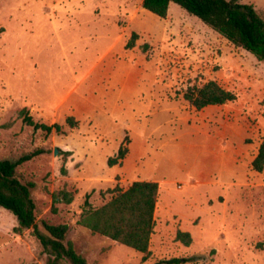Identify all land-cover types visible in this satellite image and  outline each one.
Wrapping results in <instances>:
<instances>
[{
  "label": "rangeland",
  "instance_id": "1",
  "mask_svg": "<svg viewBox=\"0 0 264 264\" xmlns=\"http://www.w3.org/2000/svg\"><path fill=\"white\" fill-rule=\"evenodd\" d=\"M241 3L264 18V0ZM208 81L237 99L196 109L185 95ZM263 141L264 63L178 5L160 18L143 0H0V160L41 152L17 177L35 185L40 229L67 224L88 264H264V171L252 168ZM135 181L159 184L146 254L80 224ZM63 190L72 203L56 201ZM17 225L0 207V264H46Z\"/></svg>",
  "mask_w": 264,
  "mask_h": 264
},
{
  "label": "trees",
  "instance_id": "2",
  "mask_svg": "<svg viewBox=\"0 0 264 264\" xmlns=\"http://www.w3.org/2000/svg\"><path fill=\"white\" fill-rule=\"evenodd\" d=\"M172 4L178 5L188 15L203 22L206 26L227 39L237 48L251 53L258 62L264 63V18L252 4L241 3L240 0H143V8L166 18ZM138 39L133 34L128 43L129 48L135 46ZM189 103L198 110L208 106H219L237 99V95L223 88L216 81H208L200 87H194L185 95ZM24 120L35 129L47 134L53 131L62 132L59 124L46 125L34 123L32 117ZM71 128H77L79 121L74 117L67 119ZM129 150L122 146L116 157L109 159V166L120 165ZM37 151L21 157L17 161L0 160V207L12 212L18 225L15 233L22 234L31 230L40 245V252L46 257V264H88L87 259L79 254L72 241L67 239V224H50L42 221L40 229L36 216V203L31 190L33 183H23L17 177V168L38 156ZM256 172L264 171V141L258 154L252 161ZM159 194V184L152 181H135L127 190H117L112 198L101 207L88 210L80 224L94 234L107 237L115 242L146 254L149 251L154 229V216ZM64 200L72 203L73 194L63 190L56 194V201ZM177 238L186 246L192 242L191 235L178 232ZM197 259L171 258L162 259L155 264H189Z\"/></svg>",
  "mask_w": 264,
  "mask_h": 264
},
{
  "label": "water",
  "instance_id": "3",
  "mask_svg": "<svg viewBox=\"0 0 264 264\" xmlns=\"http://www.w3.org/2000/svg\"><path fill=\"white\" fill-rule=\"evenodd\" d=\"M58 153H59V150H58V149H56V150H55V154H58Z\"/></svg>",
  "mask_w": 264,
  "mask_h": 264
},
{
  "label": "crops",
  "instance_id": "4",
  "mask_svg": "<svg viewBox=\"0 0 264 264\" xmlns=\"http://www.w3.org/2000/svg\"><path fill=\"white\" fill-rule=\"evenodd\" d=\"M240 2H241V0H240Z\"/></svg>",
  "mask_w": 264,
  "mask_h": 264
}]
</instances>
